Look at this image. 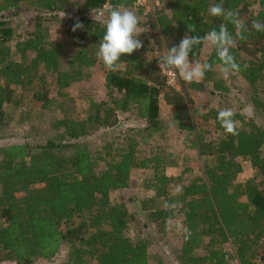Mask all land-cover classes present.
Masks as SVG:
<instances>
[{"label": "trees", "instance_id": "1", "mask_svg": "<svg viewBox=\"0 0 264 264\" xmlns=\"http://www.w3.org/2000/svg\"><path fill=\"white\" fill-rule=\"evenodd\" d=\"M76 1L81 3L77 19L84 28L71 30V34L82 43H95L97 50L106 20L88 14L99 11L105 3L110 9H129L135 2ZM68 3L0 0V121L7 104L19 107L23 102L22 93L14 97V86L22 91L32 87L30 97L43 111L55 113L59 109L57 96L66 98L65 91L81 79L83 70L95 64L96 49L78 47L65 67L64 46L49 40L42 19L34 23L27 38L11 42L14 30L4 20L5 12L16 14L25 4L39 12H59ZM215 3H222L245 24L244 39L237 36L232 23L209 15L208 8ZM254 4L256 10L252 9ZM154 8L146 16V34L160 39L167 49L178 45L186 34L203 37L225 24L235 39L230 52L240 65V71L234 73L249 88L255 116L264 113V31L251 27L253 20L264 23V0H159ZM138 14L142 15L141 9ZM192 25L196 32H188ZM142 44L131 55H122L115 70L107 69V99L87 98L84 116L64 112L52 123L51 136L42 143L25 141L0 147V263L47 261L65 248L61 264H88L89 258L94 259L93 264H150V242L127 235V207L111 198L112 191L129 187L132 170L143 169L152 172L145 189L153 194L142 202L148 219L163 233L167 221L177 212L181 215V241L175 249L178 264H264V117L260 123L252 115L234 111L237 131L233 135L221 127L218 111L194 110L188 90L220 94L230 90L218 72L220 61L214 46L203 62L215 70L206 72L202 80L183 81L175 89L165 83L157 60L147 57L154 46L146 39ZM204 44L194 46L190 58L199 60ZM39 68L55 77L56 97L49 96ZM161 97L173 107L175 133H183L185 146L203 159L201 175L186 183H181L182 174L190 169L178 176L168 174V166L176 165L172 155L159 143L149 148L154 136L163 137L167 129L161 116ZM129 111L145 125L131 129L123 141L113 139L94 151L78 141L102 127L117 125V113ZM211 115L217 133L214 138L206 129ZM196 116L202 125L195 123ZM240 158L248 160L262 178L236 181L243 169ZM176 186L178 192L173 191Z\"/></svg>", "mask_w": 264, "mask_h": 264}, {"label": "rangeland", "instance_id": "2", "mask_svg": "<svg viewBox=\"0 0 264 264\" xmlns=\"http://www.w3.org/2000/svg\"><path fill=\"white\" fill-rule=\"evenodd\" d=\"M159 4V3H158ZM81 3L79 1H70L64 10L59 12L46 13L44 11L39 12L35 10L29 4L22 6V9L18 13H13L11 11L5 12L3 14L4 20L8 21L10 26L13 28V38L12 43L17 40L25 39L32 32L34 23L42 19L43 25L48 29L49 40L52 42L60 43L64 46V57H62L63 65L67 66L70 61V57L74 55L76 50L79 48H87L93 51L97 48L95 43L87 41L82 43L79 39L73 38L71 34L73 22L80 15L78 10L80 9ZM156 4L154 5V7ZM152 9H155V8ZM110 8L102 7L99 11H95L88 16H92L96 19H101L102 21L107 20V11ZM253 10L257 9V5L252 6ZM135 12L138 18V29L140 33L138 36L139 40L146 39L150 41L153 49H151L149 55L157 60L162 57L165 46L164 43L159 39L157 41L156 37L146 34L147 30V15L153 10H142V15L138 14V9L133 7L129 8ZM65 13V16L63 17ZM63 17V18H62ZM156 41L158 43H156ZM82 44L77 46L76 44ZM213 46L205 42V45L201 52V57L199 61L203 62L207 59L209 54H211ZM29 54V53H28ZM19 58V57H17ZM30 54L26 56L25 59H29ZM193 61V58H190ZM107 68L104 66L101 60L97 58L94 65L83 70L81 79L76 81L69 87L65 92L68 96L66 98H61L57 96L55 87V77L49 75L42 71L41 68L38 69V75H44L45 87L49 91V96L58 98L59 109L55 113H49L43 111L40 104L36 99L30 97L32 93V87L22 91L19 86H14L13 95L18 97L20 93L24 95L23 102L19 107H14L12 104H7L4 108V115L1 117L0 121V147L2 145L11 143H22L25 141L36 143L44 142V138H49L51 136L52 123L55 119L61 118L65 113H72L74 116H84V110L87 108L88 100L87 98L92 97L96 101L107 99L106 90L104 87V77ZM220 76H222V73ZM224 78V77H223ZM225 82L228 84L230 90L225 94H220L212 91L206 92H195L192 89L189 91V97L193 101V108L195 111L205 113L214 109L216 112L223 108H231L233 111H240L246 115H252L260 123L263 122L264 113L260 112L255 116L254 110L251 107V102L249 100L248 86L246 82L235 73L229 75L228 78H224ZM184 80L180 79V84ZM186 83V82H185ZM161 107L162 119H165L167 124V129L163 137L160 135H155L151 141L149 148H154L156 143L164 145L168 153H170L176 162L175 166H168L167 173L170 175L178 176L181 175L184 169H190L182 174L181 183H186L191 178L201 175V168L203 159H200L196 150L190 149L185 146L184 134L174 135V118L171 115L173 113V107L166 104V102L161 97L159 100ZM213 116L211 115V121L209 126L206 128L213 134V138L217 136L213 124ZM118 123L113 127H102L95 132L81 137L78 139L79 142L86 143L91 151L97 148H101L105 143L116 139V141H123L125 134L129 133L131 129H139L145 125V122L135 117L134 111L129 112H118ZM195 123L202 125L203 122L199 120L196 116L194 119ZM174 123V124H173ZM173 124V125H172ZM176 129V127H175ZM177 130V129H176ZM119 142V143H120ZM140 150H145L141 147ZM243 169L242 172L238 174L236 181L243 182L249 178L256 177L261 179V174L251 166L250 162L245 159H241ZM152 175L150 170L135 169L132 170L130 176L129 187L120 191H112L111 198L114 202L125 204L129 214L127 235L132 239H147L150 242L149 245V255L150 264H157L158 260L161 264H178L175 259V249L180 245L181 241V230H182V220L181 215L177 212L176 217L172 220L167 221L166 230L161 233L159 232L156 223L151 222L147 214L142 210L143 200L151 196L153 193L145 189V184L149 177ZM179 184H177L178 186ZM177 186L173 191H176ZM22 195V193H19ZM78 223V220H75ZM0 220V225H2ZM66 254V249L61 248L59 254L51 260H35L33 264H61L64 260ZM157 260H156V259ZM88 264H93L94 259L89 258L87 260ZM0 264H12L10 261H4Z\"/></svg>", "mask_w": 264, "mask_h": 264}, {"label": "clouds", "instance_id": "3", "mask_svg": "<svg viewBox=\"0 0 264 264\" xmlns=\"http://www.w3.org/2000/svg\"><path fill=\"white\" fill-rule=\"evenodd\" d=\"M208 13L212 17H223L225 21L232 23L237 36L244 39L243 33L247 31L245 24L231 10L224 8L222 3L212 4L208 8ZM65 16V13L63 17ZM62 17V18H63ZM94 19V17H93ZM138 18L134 11L123 6H114L109 10L107 20L104 22L105 33L99 40L97 57L109 70H115L121 62V56L131 55L135 50L143 47L142 41L138 39ZM251 27L256 31H264V23L253 20ZM84 25L78 19L72 27L75 32L83 29ZM188 32H196L194 25L188 26ZM207 42L216 49L218 60L220 61V72L224 78L230 74L240 71V65L231 54L230 49L235 46V39L228 31L225 24H220L219 29H213L205 34L185 35L178 45L170 47L165 55L159 58V67L161 71L169 73L173 77L169 83H174L178 75L180 79L191 83L202 80L205 73L214 71L213 65L208 62L190 59L189 53L194 46ZM235 112L231 108L220 109L217 113V120L226 133L236 134L237 122L234 119Z\"/></svg>", "mask_w": 264, "mask_h": 264}, {"label": "built area", "instance_id": "4", "mask_svg": "<svg viewBox=\"0 0 264 264\" xmlns=\"http://www.w3.org/2000/svg\"><path fill=\"white\" fill-rule=\"evenodd\" d=\"M159 3V0H135L134 4H133V8L135 9H141V10H153L152 8L154 7V5H158ZM103 7L105 8H110V5L108 3H105L103 5ZM168 49L165 47V51L163 53V55H165L167 53ZM162 55V56H163ZM158 67H159V61H158ZM160 69V67H159ZM160 72L164 75V78H165V83L169 86V87H172V88H175V89H179L180 88V78L179 76L177 75L175 77V81L174 83H169L170 80L173 79V77L171 75H169V73L167 72H164V71H161L160 69Z\"/></svg>", "mask_w": 264, "mask_h": 264}, {"label": "crops", "instance_id": "5", "mask_svg": "<svg viewBox=\"0 0 264 264\" xmlns=\"http://www.w3.org/2000/svg\"><path fill=\"white\" fill-rule=\"evenodd\" d=\"M205 45V44H204ZM174 130H175V127L173 128ZM175 132V131H174ZM174 135H178V136H180L181 134L180 133H174L173 134V137H175Z\"/></svg>", "mask_w": 264, "mask_h": 264}]
</instances>
